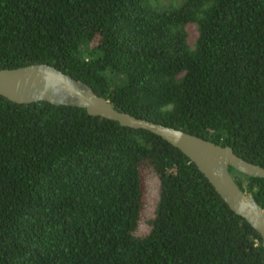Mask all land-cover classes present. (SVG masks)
Segmentation results:
<instances>
[{
    "label": "trees",
    "instance_id": "trees-1",
    "mask_svg": "<svg viewBox=\"0 0 264 264\" xmlns=\"http://www.w3.org/2000/svg\"><path fill=\"white\" fill-rule=\"evenodd\" d=\"M46 63L116 110L264 167V0H0V69ZM158 178L142 237L139 165ZM264 210V178L228 166ZM259 234L146 130L0 96V264H262Z\"/></svg>",
    "mask_w": 264,
    "mask_h": 264
},
{
    "label": "water",
    "instance_id": "water-1",
    "mask_svg": "<svg viewBox=\"0 0 264 264\" xmlns=\"http://www.w3.org/2000/svg\"><path fill=\"white\" fill-rule=\"evenodd\" d=\"M0 96L18 104L44 101L82 108L88 115L159 136L186 156L228 208L259 234L264 264V210L249 194L236 186L228 166L241 174L259 178H264V167L242 159L228 146H220L182 130L116 110L87 84L46 63L1 68Z\"/></svg>",
    "mask_w": 264,
    "mask_h": 264
},
{
    "label": "rangeland",
    "instance_id": "rangeland-1",
    "mask_svg": "<svg viewBox=\"0 0 264 264\" xmlns=\"http://www.w3.org/2000/svg\"><path fill=\"white\" fill-rule=\"evenodd\" d=\"M139 175L141 205L137 226L133 230V235L136 237L144 236L149 230L148 220L153 215L152 212L158 200L159 190L158 178L146 163L139 165Z\"/></svg>",
    "mask_w": 264,
    "mask_h": 264
}]
</instances>
